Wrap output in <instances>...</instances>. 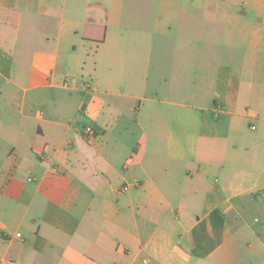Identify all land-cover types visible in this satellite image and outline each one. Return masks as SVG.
<instances>
[{
  "label": "crops",
  "instance_id": "1",
  "mask_svg": "<svg viewBox=\"0 0 264 264\" xmlns=\"http://www.w3.org/2000/svg\"><path fill=\"white\" fill-rule=\"evenodd\" d=\"M0 264H264V0H0Z\"/></svg>",
  "mask_w": 264,
  "mask_h": 264
},
{
  "label": "built area",
  "instance_id": "2",
  "mask_svg": "<svg viewBox=\"0 0 264 264\" xmlns=\"http://www.w3.org/2000/svg\"><path fill=\"white\" fill-rule=\"evenodd\" d=\"M95 133H96V130L92 126H86L83 129L82 135L86 139L91 140L95 137ZM124 188H126V186H124ZM17 236H19V234H17Z\"/></svg>",
  "mask_w": 264,
  "mask_h": 264
},
{
  "label": "trees",
  "instance_id": "3",
  "mask_svg": "<svg viewBox=\"0 0 264 264\" xmlns=\"http://www.w3.org/2000/svg\"><path fill=\"white\" fill-rule=\"evenodd\" d=\"M5 13H8L7 11ZM97 41H101V40H97Z\"/></svg>",
  "mask_w": 264,
  "mask_h": 264
}]
</instances>
